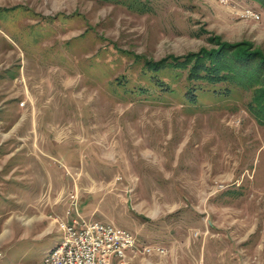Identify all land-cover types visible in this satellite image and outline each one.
I'll return each instance as SVG.
<instances>
[{
	"label": "rangeland",
	"instance_id": "374dc122",
	"mask_svg": "<svg viewBox=\"0 0 264 264\" xmlns=\"http://www.w3.org/2000/svg\"><path fill=\"white\" fill-rule=\"evenodd\" d=\"M139 1L0 0V264H42L58 219L166 249L147 264H264L257 87L166 67L219 42L264 55V9Z\"/></svg>",
	"mask_w": 264,
	"mask_h": 264
},
{
	"label": "built area",
	"instance_id": "2783aa9c",
	"mask_svg": "<svg viewBox=\"0 0 264 264\" xmlns=\"http://www.w3.org/2000/svg\"><path fill=\"white\" fill-rule=\"evenodd\" d=\"M242 14L258 18L250 9ZM66 214L71 212L67 210ZM56 222L62 233L61 242L50 250L42 264H134L139 260L147 264L144 260L149 255L166 253L164 247L141 243L132 232L109 224L74 219Z\"/></svg>",
	"mask_w": 264,
	"mask_h": 264
},
{
	"label": "trees",
	"instance_id": "16d2710c",
	"mask_svg": "<svg viewBox=\"0 0 264 264\" xmlns=\"http://www.w3.org/2000/svg\"><path fill=\"white\" fill-rule=\"evenodd\" d=\"M113 1V0H107ZM256 2L260 7L264 9V0H250ZM131 4L132 11L139 13L145 3L141 4L139 0H133ZM207 40L221 41L219 37H208ZM249 46V45H248ZM240 46L232 47L230 44L219 42L218 48L214 50L206 51L204 48L200 49L199 53H190L185 57H173L170 58L169 64L166 67H172L185 71V81L189 82H204L208 85L231 83L242 85L248 89L257 87L255 93L258 94L254 99V108L259 114L256 121L264 124L262 115H264V55L259 51L251 52ZM253 51V50H252ZM164 61L158 63L150 62L147 67L150 70L156 72L163 68ZM158 64V65H157ZM190 67V68H187ZM221 90L229 91V87L220 88ZM196 88L194 90L197 91ZM194 92L191 95H194ZM252 102V101H251Z\"/></svg>",
	"mask_w": 264,
	"mask_h": 264
},
{
	"label": "crops",
	"instance_id": "0c3cea01",
	"mask_svg": "<svg viewBox=\"0 0 264 264\" xmlns=\"http://www.w3.org/2000/svg\"><path fill=\"white\" fill-rule=\"evenodd\" d=\"M57 234H59L60 235V238H58L56 241L58 242V243H60L61 241V236H62V233H61V231H59V230H57ZM50 236V235H49ZM56 243V242H55ZM58 243H56L55 245H54V247L58 244ZM52 249V248H51ZM50 249V250H51Z\"/></svg>",
	"mask_w": 264,
	"mask_h": 264
}]
</instances>
